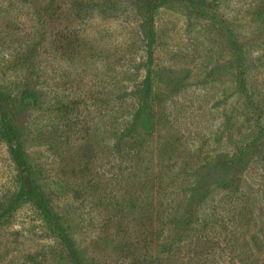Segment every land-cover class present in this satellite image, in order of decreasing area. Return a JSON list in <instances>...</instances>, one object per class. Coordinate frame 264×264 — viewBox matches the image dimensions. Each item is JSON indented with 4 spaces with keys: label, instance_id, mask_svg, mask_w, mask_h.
Wrapping results in <instances>:
<instances>
[{
    "label": "rangeland",
    "instance_id": "374dc122",
    "mask_svg": "<svg viewBox=\"0 0 264 264\" xmlns=\"http://www.w3.org/2000/svg\"><path fill=\"white\" fill-rule=\"evenodd\" d=\"M195 1L169 0L155 11L151 56L140 0H0V88L15 105L35 179L83 264H125L133 250L160 255L143 264H264V135L226 182L214 168L221 152L253 143L250 128L264 126V0H204L207 15ZM239 70L251 94L236 84ZM150 73L162 123L153 142L176 148L152 155L178 162L166 181L182 163L199 166L179 177L182 188L156 186L153 199L131 156L116 149L119 123L134 110L131 90ZM18 170L0 135V202L16 191ZM200 174L210 175L201 184L209 194L178 225L185 190L193 191L184 178ZM139 205L149 211L136 221L130 212ZM0 264L74 262L25 203L0 221Z\"/></svg>",
    "mask_w": 264,
    "mask_h": 264
},
{
    "label": "trees",
    "instance_id": "16d2710c",
    "mask_svg": "<svg viewBox=\"0 0 264 264\" xmlns=\"http://www.w3.org/2000/svg\"><path fill=\"white\" fill-rule=\"evenodd\" d=\"M140 1L144 3L145 15L150 19L146 36L149 40L147 43L148 51L150 55L153 56V46L156 42L155 36L157 33L154 26L155 11L169 0ZM195 4L200 14L207 15L208 11L204 0H196ZM240 67H242V64H240ZM150 71L152 72V70ZM151 74L152 73L135 82V89L131 90L133 91V102L131 104L134 106V110L130 111L128 118H124V120L121 118L122 120L119 123L117 130L118 142H116V149L123 157L127 155L131 156V159L129 160L130 165H133L134 168L137 167L139 169L141 180L142 182L144 180V185L149 186L151 198L153 199V196L155 195L154 189L156 186L164 187L165 184L170 186L178 184L180 187L182 185V187H184V182L180 183L178 180L179 177L184 176V174L188 175L187 173L189 170L199 168V166L196 165L190 169L189 163H182L180 164V168L182 169L180 175L174 176L169 174L171 175V178L166 181V176L168 175L166 173L167 169H173L178 164V162H175L173 165H171L170 162L164 164L160 156L154 157L152 155L155 149L157 150L156 152L168 154L169 152L173 151L175 147L172 145H167L168 142H159L157 144H154L153 142V134L162 131V123L157 110L160 101V94L153 88L154 76ZM236 78V84L238 85L239 89L246 94H251L248 89L247 78L245 77V74L242 70H239ZM26 95L27 97L33 98L35 101H37L40 97L36 92L28 91ZM249 99L250 101H248V105L252 104L251 101L253 98L251 95ZM255 109H257L255 110V113L259 114V108L255 107ZM250 130L252 131L253 135L255 134V141L253 143H246L243 145V147H241L240 144L233 151H224L221 152V156L217 158L215 157L216 165L214 168L220 171V173L215 176L218 182H226L227 176L225 175V172L229 168H232L234 164H237V162L243 158V155L251 151L252 148L257 145V141L264 135V126H254L251 127ZM19 134L20 133L17 126V114L13 100H11L9 93L0 88V135L8 143L11 156L13 157L19 169L17 174L16 191L11 195L7 203L0 202V221L3 217L8 216L12 213V211L21 205L25 203H31L42 215L50 231L54 234V236L57 237L58 244L61 246L62 250H66L69 253V256L71 257L74 264H83L82 253L77 247L66 222L63 221L56 213L51 200L48 198L40 184L35 179V173L33 172L32 166L28 161L27 153L23 147ZM233 135V133L229 134L231 140ZM169 148L172 150H169ZM175 150L176 148L174 151ZM154 166L157 170H155ZM144 174L145 177L143 178ZM208 177H210V175L200 174L198 175L195 182L193 181V177L184 178L186 179L187 183H193L192 187L194 192H188L185 190L186 201L183 206L184 208L175 207L176 210L183 208L180 210V212H177L174 215L175 218H173V220L175 219V222H177L178 225L182 222L183 225H186L187 222H185V220H190L192 216H194L196 212V202H198L199 195L201 194L204 197V195L209 194V191L206 192L207 186H202L204 185V182H206L205 179ZM234 184L238 185V181L234 180ZM146 211H149V208L145 210V207L143 209L139 205L135 207V210H131L130 213H136L137 218H135V220L138 221L139 219L143 218V214ZM120 220H122L121 216L117 218V222ZM138 226L139 223L135 222V229H138ZM135 253L136 251L133 250L132 254L128 256L129 261L125 264H143V261H145L149 256H155L156 260L160 259V255L158 253L148 256H145V254L141 252H137L136 256ZM151 260L154 261V259Z\"/></svg>",
    "mask_w": 264,
    "mask_h": 264
}]
</instances>
